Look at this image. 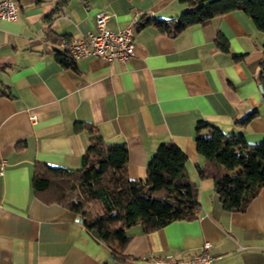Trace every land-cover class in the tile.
I'll return each instance as SVG.
<instances>
[{
    "label": "crops",
    "instance_id": "obj_1",
    "mask_svg": "<svg viewBox=\"0 0 264 264\" xmlns=\"http://www.w3.org/2000/svg\"><path fill=\"white\" fill-rule=\"evenodd\" d=\"M185 8L179 0H19L16 20H0V159L7 161L0 176V264H156L168 255L185 258L204 242L211 264H264V186L244 211L225 210L213 179L196 173L204 158L195 142L200 121L208 124L203 134L217 128L241 132L248 143L264 140L256 78L264 30L240 10L175 35L145 22L176 19ZM99 12L109 15L113 31L135 19L134 54L126 61L88 56L62 64L60 39L92 32ZM218 37L227 52L216 45ZM253 107L256 115L237 126ZM85 125L106 144L126 146L132 180L145 178L160 143H175L198 188L197 216L149 232L136 223L121 254L113 255L68 207L37 195L36 164L80 167L90 141Z\"/></svg>",
    "mask_w": 264,
    "mask_h": 264
},
{
    "label": "trees",
    "instance_id": "obj_2",
    "mask_svg": "<svg viewBox=\"0 0 264 264\" xmlns=\"http://www.w3.org/2000/svg\"><path fill=\"white\" fill-rule=\"evenodd\" d=\"M179 2L186 8L178 18L145 22H151L161 33L175 35L188 26L240 10L252 19L258 30H264V0ZM216 45L228 51L222 37L216 39ZM56 56L65 66L72 63L71 57L61 50ZM260 70L264 100V59ZM256 113L254 110L236 120V125L243 127ZM207 126L202 121L195 126L196 148L204 158V164L196 167V173L200 179H213L214 191L225 210L244 211L264 186V140L248 143L241 132L225 134L217 128L203 134L201 131ZM82 127L76 124V130ZM84 127L90 133V141L80 167L70 170L38 163L32 176V188L45 201L61 203L73 211L87 229L96 231L113 255L121 254L130 238L127 229L136 223L144 232H149L173 220H191L197 216L198 188L189 179L185 153L175 143H160L147 161L145 178L132 180L126 173V146L123 143L108 145L96 128Z\"/></svg>",
    "mask_w": 264,
    "mask_h": 264
},
{
    "label": "built area",
    "instance_id": "obj_3",
    "mask_svg": "<svg viewBox=\"0 0 264 264\" xmlns=\"http://www.w3.org/2000/svg\"><path fill=\"white\" fill-rule=\"evenodd\" d=\"M19 0H0V20L14 21L17 18ZM109 15L99 12L95 19V29L79 37L62 38L59 49L71 57H96L104 61H126L134 54L133 30L135 19L128 27L113 31L107 27ZM6 159H0V176L4 173ZM264 236V233H263ZM210 243L204 242L196 252L185 258H174L170 255L157 258L156 264H211Z\"/></svg>",
    "mask_w": 264,
    "mask_h": 264
},
{
    "label": "water",
    "instance_id": "obj_4",
    "mask_svg": "<svg viewBox=\"0 0 264 264\" xmlns=\"http://www.w3.org/2000/svg\"><path fill=\"white\" fill-rule=\"evenodd\" d=\"M261 70L259 69L256 73V78L257 80H260V77H261ZM259 88L261 89V85L259 86ZM254 110H256V107H253L252 109H249L244 115L242 118L246 117L247 115L251 114V112H253Z\"/></svg>",
    "mask_w": 264,
    "mask_h": 264
}]
</instances>
